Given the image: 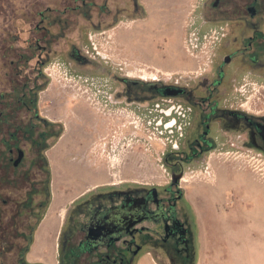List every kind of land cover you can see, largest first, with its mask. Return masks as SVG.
<instances>
[{"label":"rangeland","instance_id":"obj_1","mask_svg":"<svg viewBox=\"0 0 264 264\" xmlns=\"http://www.w3.org/2000/svg\"><path fill=\"white\" fill-rule=\"evenodd\" d=\"M200 3L137 0L134 8L131 0H0V90L16 83V72L31 85L38 75V54L49 67L36 82L37 109L45 116L49 187L42 226L45 248L55 245L63 209L81 190L119 182L162 191L181 168L179 204L194 233L192 264H264V151L239 137L242 130L217 125L215 146L186 156L198 131L187 122L189 116L182 152L167 151L165 135L171 130H158L148 119L169 116L154 105L188 104L168 95L127 103L121 94L124 78L139 86L157 82L197 89L199 74L215 64L221 36L218 24L204 22ZM193 32L199 37L197 46L190 42ZM72 45L91 63L70 67ZM29 56L34 57L27 62ZM225 82L227 93L221 100L232 103L241 97L240 102L264 114V78L228 76ZM31 173L28 182H41L43 174L35 165ZM146 255L152 257L142 254L136 264H145ZM1 256L14 264V255ZM155 260L146 263L161 264Z\"/></svg>","mask_w":264,"mask_h":264},{"label":"flooded vegetation","instance_id":"obj_2","mask_svg":"<svg viewBox=\"0 0 264 264\" xmlns=\"http://www.w3.org/2000/svg\"><path fill=\"white\" fill-rule=\"evenodd\" d=\"M131 2L138 8L137 0ZM200 10L205 23L218 24L221 36L215 64L198 76L197 89L157 82L139 86L124 78L121 94L127 103L167 95L183 99L189 107V125L198 127L186 156L201 155L215 146L213 131L219 126L242 130L245 133L239 137L264 151L263 109L246 106L241 97L232 103L221 100L228 76L264 78V0H201ZM67 57L74 69L91 63L75 45ZM35 60L38 75L31 85L26 76L18 79L16 72V83L11 82L8 91L0 90V177L4 179L0 182V264H7L1 256L7 253L14 255V264H136L142 254L161 264H192L191 220L179 204L183 197L179 183L171 181L162 191L119 182L92 184L63 209L56 243L51 250L45 248L42 226L49 210V187L44 175L45 116L37 109L40 84L36 82L46 75L47 65L42 54ZM166 87L174 93L165 94ZM34 165L43 174L39 183L28 182ZM6 222L13 227L8 229Z\"/></svg>","mask_w":264,"mask_h":264},{"label":"built area","instance_id":"obj_3","mask_svg":"<svg viewBox=\"0 0 264 264\" xmlns=\"http://www.w3.org/2000/svg\"><path fill=\"white\" fill-rule=\"evenodd\" d=\"M198 41L199 37L196 32L191 33L190 42L197 46ZM48 68V66L44 67V72L46 74L49 73ZM205 72L206 70L201 72L199 75H202ZM154 106V108L157 109L159 113L167 112L169 119L163 120L165 118L161 114H156L152 117V119L149 118L148 121L151 125H155L156 129L158 130L159 128H161V126H164V128L166 129L169 128L171 130L169 134H162L166 137L165 146L167 148V151L176 153L181 147V141L183 138V127L188 117L189 107L180 103H171L164 105V103L160 102H156ZM174 112L178 114V117L173 115Z\"/></svg>","mask_w":264,"mask_h":264},{"label":"water","instance_id":"obj_4","mask_svg":"<svg viewBox=\"0 0 264 264\" xmlns=\"http://www.w3.org/2000/svg\"><path fill=\"white\" fill-rule=\"evenodd\" d=\"M166 89H167V91L164 92L165 94L174 93L173 91H171L170 87H166ZM181 177H182V175L180 173H178V174L173 173L171 176V182L172 183H179Z\"/></svg>","mask_w":264,"mask_h":264},{"label":"crops","instance_id":"obj_5","mask_svg":"<svg viewBox=\"0 0 264 264\" xmlns=\"http://www.w3.org/2000/svg\"><path fill=\"white\" fill-rule=\"evenodd\" d=\"M151 259L156 263L155 258H153V257L150 258V257H148V256L146 255L145 260H144V261H145V264H147V263H146V260H148V261L151 262V261H152Z\"/></svg>","mask_w":264,"mask_h":264},{"label":"bare ground","instance_id":"obj_6","mask_svg":"<svg viewBox=\"0 0 264 264\" xmlns=\"http://www.w3.org/2000/svg\"><path fill=\"white\" fill-rule=\"evenodd\" d=\"M181 180H184V177H181L180 181H181Z\"/></svg>","mask_w":264,"mask_h":264}]
</instances>
